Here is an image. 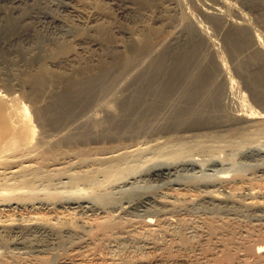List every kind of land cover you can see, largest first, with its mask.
<instances>
[{"label":"bare ground","instance_id":"obj_1","mask_svg":"<svg viewBox=\"0 0 264 264\" xmlns=\"http://www.w3.org/2000/svg\"><path fill=\"white\" fill-rule=\"evenodd\" d=\"M171 1L176 6L183 8L181 9V20H183L185 29L184 35H186L189 41L187 49L190 48L189 51L185 53L183 51L182 55L180 54L184 59L183 61L180 60L181 58H179L178 53L181 52L184 46L182 48H154V44L151 47L152 42L149 40L153 36L149 37L151 35L144 34L146 39L144 41L142 39L139 43L143 47L134 48V55H129L133 53H127L129 58L122 62L119 65L120 67H111L115 71L119 68L120 71L116 72L120 73L118 76L121 75V78L123 77L122 73L128 74L130 77L127 78L116 79L118 77H115L116 74L113 75L114 72H112L113 70L110 71V67L109 70L101 68L96 71L82 68L84 67L82 66L80 67L81 69H77L74 73H71L73 71L70 73L66 72L67 75H65L62 72L57 73L51 67H48L47 64H43L40 70H38L40 72L36 71V74L33 73L31 76L29 75L27 80L25 79L26 85L31 84L30 93L28 92V96L33 102L31 107L26 106L23 101L20 102L21 99L19 100L18 96L8 98L0 91V159L2 158L3 160V157L11 154L14 155V153L18 155L17 152H23L24 150L27 153L28 150L33 149L34 152L35 147L37 150L38 145L45 144L46 140L48 138L50 140L51 137L53 138L56 133L66 141H76V139L87 140L88 138H93V136L101 138V136H104L103 132H106L105 136H119L121 134V137H124L122 134L126 137L128 136L127 134L134 136L146 135L145 137L157 134L158 137L159 133H165L174 135L173 138L175 139L171 141L173 148L169 152L167 149L165 151L161 150L159 155L171 153L170 156H173V159L180 157L185 151L192 152L207 149L209 152L210 150L212 152L220 148L221 145L219 146V143H222L224 140H219L212 134L206 135L207 138L206 136L204 137L207 140L197 139L191 142L192 139L189 137L190 142H187L188 140L184 141L185 138L181 133L185 131L199 132L200 128L203 129L202 126H206L207 128V125L209 127H214V125L223 126L227 130L232 131L233 137H240V139L228 141L227 146L248 143L256 136L264 135V110L258 111L259 109L256 110L252 107L247 99L248 96L244 92H241L244 94L240 95L238 99L237 96L235 97L237 95L236 90L241 91L238 86L239 89H236L238 80H234L235 77L231 76L234 71H230V74L222 58L225 54H220L219 48L216 47L218 45L216 44V38L214 39L213 35L217 30L223 32L226 25L232 28V30L229 28L231 32L228 31L225 36L227 38L226 41L231 46L230 50L235 57V62H237L238 74L241 72L243 73L242 75H246V78L244 76L243 78L247 81L248 86H246L250 88L253 99L264 102V34L262 37L259 30L257 32L258 28L256 29V24H260L264 28V0H241L243 5L249 8L252 16H249L250 14L248 15L246 12L244 13L241 9L242 6L239 8L238 5H234L233 1L235 0L232 2L227 0H212L213 3H209L207 0H188L196 6L198 12L204 18L209 20L208 23L212 24V28L214 26L216 30L213 29L211 31L202 21L200 22L196 19L197 16L190 10L186 0ZM227 12L233 13L235 17L232 16V18ZM94 29V34L103 35L101 26ZM212 31L214 32L212 33ZM185 44L188 45V43ZM159 45L160 47H166V44H163V46ZM57 50L58 54L55 52L56 50L53 52V54L59 55V58L56 57L58 60L53 59L55 62L53 63L54 66L79 60L77 59L78 50L72 48L70 44L60 45ZM115 57L117 56L115 55ZM106 65L108 66V64ZM252 67L254 68L252 69ZM26 81L28 82L26 83ZM22 82L20 83L23 87L22 84L24 82ZM55 83L62 85L60 91L52 88V85H55ZM239 86H241V83ZM227 99L230 101L236 100V103H239L240 109L238 108L234 111L232 109V111L228 110L227 108L230 105H226ZM111 139L113 138L111 137ZM48 140L47 143L52 142V140L49 142ZM53 143L57 144L56 141ZM52 145L51 147H54V144ZM160 146L162 148L165 147L163 145ZM49 148H47L46 152L41 151L42 154L44 152L43 155H39L40 157L42 156V160L44 155L46 156V160V158L50 159L56 154V145L54 150L52 148L49 150ZM38 149H41L40 146ZM151 149L153 152L154 149ZM146 150L141 149L140 151L146 153ZM29 151L28 153H30ZM147 153L149 155L150 151ZM130 154L113 160H110L111 158L109 159L108 157L109 162H106L107 160L105 159V162H103V156L101 157L102 159L97 160L93 157L95 160H92L91 156H84L85 158H83L81 155L83 159L80 158L79 169H73V171L72 169L71 171L68 169L56 171L54 169L55 171L45 172V167L42 166L43 164H40L44 169L39 166H35L36 168H31L30 166L22 168L24 167L22 166V170H17L19 172L17 173L16 171V174L13 175L12 173L11 175H7V171L0 172V191H3L0 192V198L8 199L9 202H12L11 199L13 200V197H16L15 200L18 203L21 201L20 203L26 205L35 203L36 193L34 194L32 191L33 188L34 191L37 190L34 186H38L41 182L51 183L56 178H61L64 174H67L70 181L75 184L84 183L85 185H89L88 194L90 197H94L99 191H101V194L103 193L102 190L106 192V187L112 184L117 185L116 182L121 183L119 181H123L127 176H131L134 169L129 166L138 156L137 153ZM13 155L12 158L15 157ZM138 155L140 156V154ZM136 161L138 162V160ZM75 166L74 168H76ZM70 167L72 166L70 165ZM227 177L228 175L225 174L218 179L226 180ZM2 186L11 187L6 189V187ZM12 186H22V188L17 187V189H22L18 191V194L20 191H24L23 188L26 190L16 196L17 190L15 187L12 188ZM76 186L74 187L76 188ZM83 187L80 186V188ZM64 188L66 187L64 186ZM40 189L42 188L39 187V191ZM73 191H79V189ZM73 191H70V193ZM51 192H43L44 195H47V198H50H48L49 202L51 201L50 195L58 197L54 193L50 194ZM61 193L59 192L58 195ZM64 193L61 195H65ZM61 195L58 198L62 199L63 196L61 197ZM43 197L46 198L45 196ZM65 197L67 199L70 198H68L67 193ZM139 197L134 198L139 199ZM143 197L141 198L142 200ZM87 198L89 199V197ZM134 198L131 197V199ZM37 199L39 198L37 197ZM131 199L128 201L132 202ZM146 199L141 200L139 204L135 202V204L128 206V209L141 214V218H131V216L125 218L120 214L119 216H114L115 213H111L112 215L109 213L110 216L108 215L107 220L98 223V225L96 224L97 226L86 233H84L85 231L82 232L83 230H79L81 233L74 232L73 226L71 228L74 231H70L68 227V231L62 232L60 228L59 233L57 232L59 230L58 227L57 233H49L45 229L47 226L44 228L37 225H29V227L23 225L24 227L17 226L10 229H6L7 227H5V231H0V264H264V225L252 226L248 225L249 223L243 224L237 221V219L207 218L208 215H206L207 217H201V215L195 216V214L192 216L181 209L183 206L179 208L181 205L177 207L179 209L174 207L170 209L165 204L162 206L163 203L161 205H153V202L152 204L150 200ZM5 200L2 201L5 202ZM54 200L56 201V198L51 203L55 202ZM99 200L98 204L102 203L105 199ZM208 200L211 199L209 198ZM41 201L43 202V199ZM59 201L64 200L59 199ZM105 202L107 203V201ZM0 203L2 202L0 201ZM205 203L208 204L207 202ZM86 204L88 203L85 201L72 202L69 208L73 210H76V208L86 209L88 208ZM209 205L211 204L209 203ZM230 205L229 207L231 208ZM113 206L115 205L113 204ZM215 206L218 205L215 204ZM125 207L127 208V206ZM71 211L68 214L72 213ZM56 246L61 247L62 251L60 250V253L57 252V255H52L50 250L52 247L56 249ZM1 249H3V252L5 249V252L1 253Z\"/></svg>","mask_w":264,"mask_h":264},{"label":"rangeland","instance_id":"obj_2","mask_svg":"<svg viewBox=\"0 0 264 264\" xmlns=\"http://www.w3.org/2000/svg\"><path fill=\"white\" fill-rule=\"evenodd\" d=\"M207 1L209 3H213L212 0ZM227 1L232 2L233 0ZM236 1L237 0L233 1L234 5H238L239 8L242 6L241 9L244 11V13L246 12L248 15L250 14L249 16H252L251 12H249V8L243 5L241 0H238L237 2ZM186 2L188 3L190 10L197 16L196 19L198 21H202L203 24L209 27L210 31L213 29L216 30L214 26L212 28V24L210 25V23H208L209 20L204 18V16L200 12H198V9L195 5H193L188 0H186ZM181 9L183 8L176 6V4L171 0H169V3L168 0H0V91L8 98H10L11 96H18L19 100L21 99L20 102L23 101L26 106L28 105L29 107H31L33 105V102L28 96L31 90V84H27L29 86L28 87L25 84V79L27 80V78H29V75H33V73H35L36 71L40 72L38 70H40L43 64H47V66L51 67L52 70L56 71L57 73L62 72L65 75H67V73H70L71 71H73L71 73H74L82 66H84L82 68L96 71L100 70L101 68H107L109 70L110 67L111 71L113 70L111 69V67H120L119 65L127 58H129V53H133L129 55H134V48L143 47V45L139 43L140 41H142V39L143 41L146 39V34L148 36L151 35L149 37L153 36L152 39L149 40L152 42L151 47L154 44V48H182L184 46L181 49V52L178 53V56H180L179 58H181L180 60L183 61L184 59L181 56V53H183V51L184 53L189 51L190 48L187 49V47L189 46V41L187 40L186 35H184L185 29L183 20H181ZM229 14L231 17L234 16V14L231 12ZM99 26H101V28L103 29L102 36L99 34H94V28L97 29ZM159 26L161 27L159 28ZM261 27L262 26L260 24H256V29L258 28L257 32L259 30V33L263 37L264 31L262 32V30H264V28L262 27V29ZM229 28L230 30H232L230 26L226 25L223 32L221 30H217L215 32L212 31V33L214 32V39L216 38V44H218L216 45V47L219 48L220 54H225L222 56V58L226 67L228 68L229 72L234 71L231 76L235 77L234 80H238L237 83L235 81L236 87H240L241 91L236 90L237 95H235V97L237 96L238 99L240 95L245 93L248 96L247 99L249 100V104H251V106L256 110L259 109L258 111H263L264 102L256 101L253 99L250 88L247 87V81H245L246 79H244L246 78V75H242L243 73L241 72V74H238L239 70L237 69V62H235V57L230 50L231 46L228 41H226L227 38L225 36L227 32L230 31ZM171 38H174L175 40H172ZM218 41L220 44L218 43ZM165 42H167L168 44ZM162 43L164 45L166 44V47L163 46ZM185 43H188V45ZM63 44H70L72 48H76L78 50L77 59L79 60H76V62L72 63H65L54 66V60H58L59 58V55H57V48H59V46ZM159 44H161V46L163 47H160ZM115 48L119 49L115 50ZM126 48L129 51H127ZM104 49L107 51H105ZM54 50H56V55L53 54ZM115 55L117 57H115ZM115 63L117 64V66ZM106 64H108V66ZM253 68L254 67H252V69ZM116 71H120L119 68H117ZM116 71H112L114 72L113 75L116 74L115 77H118L116 79L130 77L128 74L124 73V76V74L122 73L123 77L121 78V75L118 76V74L120 73ZM22 81L24 82V84H22L23 87L20 83ZM27 82L28 81H26V83ZM240 83L241 86H239ZM55 85H52V88L60 91V87L62 85H57L56 83ZM238 87L236 89H239ZM238 93L240 94L238 95ZM23 98L25 99L23 100ZM227 100H225L227 101L225 102L226 105H230V107L227 108L228 110L232 109L234 111L235 109L239 108V103H236V100ZM32 108H30L31 111H33ZM207 126L208 128L206 126H202L203 129L200 128L201 130L199 132L185 131L181 133L185 138L184 141L188 140L187 142H190V139H192L191 142H194L197 139H206V135L212 134L217 137V139L224 140L222 141V143H219V146L223 145V147L225 146L224 148L220 146V148L215 149L212 152L211 150L209 152V150L207 149L203 150L204 152L202 150H196L192 152L185 151L180 157L173 159V156H170L171 153H165L166 155L162 153L164 156L162 154H159L161 150L165 151L167 149V151L169 152L173 148V143L171 141L175 139L173 138L174 135L159 133L158 137L157 134H155L156 137L155 135H147V137H145L146 135L134 136L127 134L128 136L126 137L124 134H122V136L124 137H121L120 134L119 136L107 135L109 136L107 137L105 136L106 132H103V135L105 137L101 136L100 138L98 136L97 138L93 136V138L91 137L87 140L82 139L84 141H82L81 139H76V141H66L60 138V136L57 135L58 133L54 132L57 136L53 133L56 137L54 136V139L52 137V139L50 138L52 142L48 140L49 138L47 137L48 142L50 141L51 143H47V140L45 139V144L38 145L37 150L35 149V147L34 152L33 149L30 151L28 150L30 153H28V151L26 153V150H24L23 152H17L19 156L14 153V155H7L9 157H3V160L1 158L0 172L7 171V175H11V173L13 175L16 174L15 172L17 170L20 171L22 170V168H27L28 166H30L31 168H36L35 166H43L45 167V169L42 167L45 172L55 171L54 169H56V171L67 169L70 171L71 169L72 171L73 169L77 170L79 169L80 160L85 158L84 156H91L92 158L94 157L97 160L103 158V160H107L106 162H109L110 158V160H113L121 156L131 155L130 153H137L138 156H136L137 158H135L129 166L134 169L131 173V176H127V178L123 179V181H119L121 183L116 182L117 185L112 184V187H106V192L102 190L103 193L101 194V191H99L94 197H90V195L88 194V190L90 189L89 185H85L84 183L75 184L70 181L67 174H64L63 176H61V178H56L55 181L51 183L43 182L47 185L48 189L42 182L41 183L43 185L39 183L38 186H34L37 191H34L33 188L32 192L34 194L36 193V199L37 197L39 198L37 200L35 199V203H29V205H26L24 203H20L21 201H19L18 203V201L15 200L16 197H13V200L11 199L12 202H9L8 199H6L8 200L6 201L4 198H0V201L2 202L0 203V227H3L0 228V231H5V227H7L6 229H10L11 227L13 228L23 225H26V227H29V225H37L43 226L44 228L47 226L45 229H47L49 233H59L61 229L62 232L65 230L68 231V227L70 228V231H72V228H74L75 231H73L76 233H81L82 230V232L85 231L84 233H86L93 227L97 226L98 223L107 220L108 215L110 216L111 213H115L114 216H119L120 214L125 218H128L130 216L131 218H141V214L128 209V206L130 204H135V202L136 204H139L143 196V200L147 198L146 200H150L151 203L153 202V205H161L163 203L162 206H164L165 204L166 207H170V209H173V207L179 209L183 206L181 209L185 210L187 214H191L192 216H194V214L195 216L201 215V217H205L206 215H208V217L206 216L207 218L213 217L223 220L237 219V221L242 222L243 224L249 223L248 225L252 226L264 225V135L256 136L252 141H249L248 143L240 144L242 146H227L226 144L228 141L240 139V137H233L232 131L227 130L226 127L219 125H214V127H209V125ZM160 135L162 136L160 137ZM205 136L206 138H204ZM111 137L113 139H111ZM189 137L190 139H188ZM55 141L57 144L53 143ZM60 141H63L62 144ZM47 144L50 145L49 147L53 146L52 144H54V147H51L53 150L55 149L56 145V154H54L55 156L53 155L52 158H50L51 160L48 158H46L45 160L46 156L44 155L43 161L42 156L40 157L39 155L42 154L41 151H47V148H49ZM160 145L165 146L163 147L164 149ZM39 146L41 149H38ZM51 148H49V150H51ZM151 148L154 149L153 152L151 151ZM141 149L149 150L151 154H149L150 157L147 153L149 151L146 150V153H142V151H140ZM154 152L157 153L156 155L158 157ZM21 153L24 155H22ZM138 154H140V156ZM145 154L148 155V157H146ZM12 155L13 157H15L12 158ZM81 155L83 156V158L81 157ZM108 157L109 159H107ZM94 158L92 160H95ZM105 160L103 162H105ZM136 160H138V162ZM141 160L142 162L140 163ZM40 164L43 165L41 166ZM70 165L72 167H70ZM74 166L76 168H74ZM19 171H17V173ZM225 174L228 175L226 179L227 181L225 179H218ZM41 185L45 186L42 187ZM49 185L52 186L50 187ZM75 185H77L76 188L74 187ZM79 185L81 187H83L84 185V187L80 188ZM64 186L66 188H64ZM2 187H6L7 189L11 186ZM14 187L15 186H12V188ZM17 187L20 186L15 187V189L17 190V195H14L16 196L20 195L26 190L25 188H23L24 191H20L21 193L19 192L18 194V191L22 190L20 189L22 188V186L18 189ZM39 187L43 189H40L41 193L39 191ZM12 188L11 190L13 191ZM45 189L46 191H44ZM77 189H79V191H73ZM50 190L53 192H51ZM61 190L63 191V193L65 192V195H61L63 194L61 193ZM4 191L6 190L4 189ZM47 191L51 192L50 194L54 193V195H57L58 197L59 195L63 197L61 199L58 197H52L50 194H48L51 197V201L49 202L50 198L48 197V199L47 195H44L43 193H48ZM70 191L73 192L70 193ZM37 192L38 195L40 193L39 196L37 195ZM59 192L61 194L58 195ZM66 193L68 195V198L70 197L69 199H67V197L64 198V196H66ZM43 196H45L46 198H44ZM133 196L140 197L139 199H135ZM40 197L43 199V202L41 201L42 199L40 200ZM79 197L80 199H78ZM87 197H89V199ZM131 197L135 200L131 199ZM52 198H56V201H54L57 203H51L53 200ZM209 198L213 200H208ZM224 198L226 199L224 200ZM59 199L64 201H59ZM99 199H105L103 200V202L101 201L104 204H98V202L100 201ZM130 199L132 202H129ZM184 199H186V202L184 201ZM2 200H5L6 203ZM38 200H40L41 202ZM80 201H85L86 203H88L86 204V206L88 205V208H76V210L69 208L72 202L76 203ZM105 201H107V203ZM188 201L189 203H187ZM205 202H207L208 204H206ZM209 203L211 205H209ZM113 204L115 206H113ZM215 204L218 206H215ZM179 205L181 206L177 208ZM229 205L231 206V208L229 207ZM247 205L251 207H248ZM125 206H127V208ZM70 211L72 213L68 214ZM132 214H134L135 216ZM215 214L217 215V217ZM51 227L53 228V230H51ZM57 227L59 228V230ZM56 230L58 231L56 232ZM60 248L61 247L59 246H56V249L52 247L50 253L52 255H57L58 253H60V250L62 251V248ZM52 249L54 250L52 251ZM1 251V253H4L5 249L4 252L3 249H1Z\"/></svg>","mask_w":264,"mask_h":264}]
</instances>
